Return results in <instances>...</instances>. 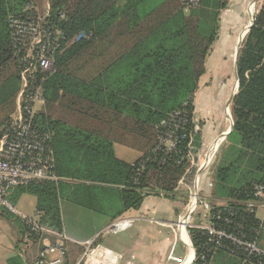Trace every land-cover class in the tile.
I'll use <instances>...</instances> for the list:
<instances>
[{
  "label": "trees",
  "instance_id": "obj_1",
  "mask_svg": "<svg viewBox=\"0 0 264 264\" xmlns=\"http://www.w3.org/2000/svg\"><path fill=\"white\" fill-rule=\"evenodd\" d=\"M45 2L47 10L44 0H0V127L9 122L20 88V57L9 20L38 18L54 38L53 72L36 74L43 105L34 124L49 138L56 177L112 188L121 204L118 215L137 210L150 196L187 198L194 187L201 146L194 131L192 98L226 1L201 0L191 10H184L180 0ZM81 33L87 39L76 41ZM236 75L238 91L230 107L233 130L226 138V154L214 172L210 194L225 204L211 207L209 217L216 229L263 249L264 219L258 220L246 208L257 201L255 186L264 185V0L242 41ZM176 111L183 113L184 120L176 135L185 139L167 152L158 145V125ZM114 144L141 157L133 164L119 161ZM189 153L193 164L187 159ZM60 186L38 182L15 189L13 198L26 194L35 198L37 222L28 223L0 208V218L18 231V244L26 239L42 247L44 239L54 242L62 234ZM13 198L8 196V202L13 203ZM188 233L195 253L192 264L225 257L229 264L263 262L247 257L228 241L215 247L203 231ZM63 243V264H76L83 248ZM17 247L6 264H25Z\"/></svg>",
  "mask_w": 264,
  "mask_h": 264
},
{
  "label": "crops",
  "instance_id": "obj_2",
  "mask_svg": "<svg viewBox=\"0 0 264 264\" xmlns=\"http://www.w3.org/2000/svg\"><path fill=\"white\" fill-rule=\"evenodd\" d=\"M225 1L226 6L220 11L218 17V30L216 38L205 59L204 73L199 78L197 90L193 94L192 106L193 113L195 114L197 110V98L203 95L206 89L211 87L214 78H218L217 80H219L221 84L220 89L223 91L225 102L223 116L222 112L220 113L221 117H224L221 125L222 127L225 125L224 121H227V125L225 127L226 129L224 128L225 130H221L219 132L212 123L210 126L202 125L200 127L198 133L200 136L201 149L199 150L202 151L212 149L213 146L217 148L218 144L214 145L217 142V139L221 138V136L229 130L230 122L227 118H229L230 106L227 107V103L232 98L231 96L235 94L234 92L238 87V81L236 80V65L239 50L242 41L247 34L246 28L252 17L249 14L250 9L251 7L253 8V6L259 8L262 0ZM43 8L44 10H47L48 5L46 2H44ZM184 13L187 14L186 11H184ZM229 81H232V83ZM230 84L231 86H229ZM211 111L212 109H206L207 118H209ZM211 133L216 135L211 137ZM217 135H219V137ZM226 138L223 139L225 141L224 145H227ZM112 149L115 158L126 164H133L141 157L139 152L126 146L114 144ZM200 156L201 155H199L198 151L196 157L198 165L205 161V157L202 160L200 159ZM212 156L214 157L213 153H211V158ZM214 161H216V156L213 158V162ZM58 183L61 185L58 190L60 219L62 224L61 236L64 237L66 241L83 248L84 244L98 237V235L101 232H104L112 223L120 220H128L131 222L130 227L124 231H120V233L130 230V238H127L126 240L121 239L119 244H115V246L112 247L113 250L120 252L121 257L119 258V261H121L122 264H128L130 261L129 259H124V256L129 255V258H133L131 263L168 264L170 263L168 261L169 255L167 253L168 241L164 238L168 228L172 227L177 230V237L185 246V254L181 258H177L176 261L182 259V262H179L180 264H189L190 262H193L194 249L192 244L183 229L179 231L180 218L182 217L183 212L186 211L185 208L187 207L181 205V195H174L172 199L152 196L146 197L137 210H130L118 215L121 209V204L119 203L118 195L112 188H92L87 187L89 185L72 183L71 181L60 178H58V181L55 184ZM201 190L206 192V195L211 194L212 182L210 181L209 173H206L205 181ZM14 191L9 195L10 198L14 197ZM22 196L23 195L13 198L14 201L10 204L18 206L22 209ZM223 205L224 204H221V206ZM33 207L35 215L34 219L28 218L25 213H22L24 211H17L15 207H13L14 210L10 212L17 217L31 222H37L38 214L35 210L34 201ZM258 211L256 212V218L262 221L264 219V212L261 210L262 215L258 216ZM0 222V264H6L7 260L15 255L16 246H18L17 250L23 258L25 264H34L43 245L51 241V239H44L42 241V247H40V243L32 244L27 242L26 239L23 240V243L25 242L26 245L22 242L21 244H18L20 241L18 231L4 219L0 218ZM105 235H107L106 232L104 233V236ZM53 236L55 237V235ZM188 241L191 247L192 258L188 262H185L187 252L189 251ZM260 245L263 248L261 250L264 251V233L262 235V239L260 240ZM151 249H153V251H151ZM118 254L119 253H117V255Z\"/></svg>",
  "mask_w": 264,
  "mask_h": 264
},
{
  "label": "built area",
  "instance_id": "obj_3",
  "mask_svg": "<svg viewBox=\"0 0 264 264\" xmlns=\"http://www.w3.org/2000/svg\"><path fill=\"white\" fill-rule=\"evenodd\" d=\"M180 1L184 10H191L198 8L201 0ZM30 9L28 8L27 11ZM9 29L15 52L20 57V88L15 100V110L9 122L0 127V207L13 211V207L8 202V196L16 188L38 182L56 183L58 178L54 173V155L49 145V138L37 130L34 124L35 115L43 105L42 89L36 84V74L53 72L54 38L52 32L42 26L41 20L34 17L11 18ZM82 38L87 39V36L81 33L76 37V40ZM182 114L181 111L173 112L158 125L160 130L158 145L167 152L174 150L176 145L185 139L184 135L181 137L176 135L178 130L183 129ZM187 159L191 164L194 163V158L190 153L187 155ZM207 159L208 157L199 164L200 173L206 169ZM141 169L142 167H140ZM198 178L199 176L195 177L193 189L188 190L190 200L184 214L187 221L196 204ZM192 192L193 196H191ZM254 196L257 201L249 202L246 209L256 217L258 209L264 212V185L255 186ZM194 201L195 204H193ZM26 221L34 223L29 220ZM207 223L202 226H192V229L205 232L214 242L215 247L221 248L222 242L228 241L247 257L261 258L263 262L259 264H264V251L255 242H247L224 230L216 229L210 222L209 216ZM130 224L131 222L128 220H120L108 226L105 232L124 231L130 227ZM42 232L45 234L44 231ZM46 233L52 234L50 231H46ZM64 240V237L60 235L54 242L44 244L34 264H63Z\"/></svg>",
  "mask_w": 264,
  "mask_h": 264
},
{
  "label": "rangeland",
  "instance_id": "obj_4",
  "mask_svg": "<svg viewBox=\"0 0 264 264\" xmlns=\"http://www.w3.org/2000/svg\"><path fill=\"white\" fill-rule=\"evenodd\" d=\"M44 2H45V0H44ZM257 9H258L257 7H254V6H253V8L251 7L249 14L251 16H254ZM217 79L218 78H214L211 87L206 89V91H204L203 95L198 97L196 100L197 101V103H196L197 110H196L195 114L193 113V122H194V126H195V129H194L195 132L196 131L198 132L202 125H207V126L209 125L210 126L211 123L213 125H215V128L217 129L218 132L226 129L225 127L227 125V123H226L227 121L226 122L224 121L225 125L223 127L221 125V123H223L224 117H221L220 113L222 112V116H223V109L225 106V102H224V97H223V91H222V89H220L221 84H220L219 80H217ZM229 82L232 83V81H229ZM229 86H231V84ZM237 91H238V87L234 93L236 94ZM235 94H234V96H235ZM36 105H38V104H36ZM229 106L231 107V104ZM230 107H229V118H227L229 122H230V120H232L231 113H230ZM206 109H212L209 118L206 117ZM227 114H226V117H227ZM210 135H211V137H214L216 134L214 135L211 133ZM219 135H217V136L219 137ZM216 143L218 144L217 148L213 146L214 148L212 147V149H207L206 151L205 150L204 151L199 150V155H201L200 159L203 160L204 157L205 158L208 157V159H207L208 161L206 162L207 166H206V169L203 170L199 175L198 183H197L198 191H197V195L195 196L196 204L194 201L193 204H195V206L193 207V210L191 212V215H190L188 221H187V217L184 215L186 213V211L183 212V215L180 218L179 231L181 229H183L184 233L187 234L189 240H190V236H189L188 232L192 229V226H202V225L208 224L207 223V217L209 216L208 214L210 212L211 207H219V206H221V204H225V202H223V201H220V202L214 201L210 195H206V192L201 190L203 187V183L205 181L206 173L210 174V181L212 182V186H213V184H214V172L218 168L223 154L224 155L226 154V152H224V150H223V148L226 146V145H224L225 141L223 139L220 140V138H218ZM214 145H216V144H214ZM211 153H213V155H214V157L212 156V158H211ZM209 154H210V157H209ZM215 156H216V161L213 162V158H215ZM210 158H211V161H210ZM186 195H187V198L186 197L180 198V199H182L181 205L182 206L184 205L185 207L187 206V204L189 203V200H190L189 192H187ZM191 196H193V192L191 193ZM33 201L35 203V198L31 195L26 194V195H23L21 197V207L23 210L21 208H19L18 206H13V205L12 206L15 207V209H17V211H20V212L24 211L22 213H25V215L28 218L34 219L35 215H34ZM190 209H191V207L189 208V210ZM185 210H186V208H185ZM257 215L261 216L262 211L259 210ZM0 224H1V222H0ZM174 229L172 227L168 228V230L165 234V238H164V239H167V241H168L167 253L169 255L168 261L170 262L168 264H180L179 262H182V259L177 260V261H176V259L181 258L185 254V246L178 239L177 230L176 229L174 230ZM129 232H130V230L126 231V232H121V233L118 232L116 234L106 233L107 235H105V236H104L105 231L101 232L98 235V237H96L95 239L91 240L90 242H87L86 244H84L82 258L80 259L79 264H122V262L119 261V258L121 257L120 252L113 250L112 247L115 246V244H119L121 239L126 240L127 238H130L131 232L130 233ZM98 241H99V243H98ZM190 242H191V240H190ZM23 244L26 245L25 242ZM192 247H193V245H192ZM188 248H189V251L187 252V257H186L187 262L192 258L191 247H190L189 241H188ZM127 251H129V250H127ZM151 251H153V249H151ZM117 253H119V254L117 255ZM160 255H163V254H160ZM129 257H130L129 255L124 256V259H129L130 262L128 264H138L135 262L131 263L133 261V258H129ZM226 259L227 258L225 257V259L217 260V262H215V260L212 259V260H210L209 264H229L228 263L229 260L228 259L226 260ZM192 263L193 262H190L189 264H192Z\"/></svg>",
  "mask_w": 264,
  "mask_h": 264
},
{
  "label": "water",
  "instance_id": "obj_5",
  "mask_svg": "<svg viewBox=\"0 0 264 264\" xmlns=\"http://www.w3.org/2000/svg\"><path fill=\"white\" fill-rule=\"evenodd\" d=\"M253 23H254V16L251 17L250 23H249V25H248L247 28H246V32L249 31V29L252 27ZM236 80H237V78H236ZM233 96H234V95H233ZM233 96H232V98H233ZM232 98H231V99L229 100V102L227 103V107L229 106V104H230ZM232 130H233V122H232V120H230V127H229L228 132H226L225 134H223V135L221 136L220 139H221V140H222V139H225V138L228 136V134H229ZM199 174H200V170L197 171L196 176L198 177Z\"/></svg>",
  "mask_w": 264,
  "mask_h": 264
},
{
  "label": "bare ground",
  "instance_id": "obj_6",
  "mask_svg": "<svg viewBox=\"0 0 264 264\" xmlns=\"http://www.w3.org/2000/svg\"><path fill=\"white\" fill-rule=\"evenodd\" d=\"M215 144H217V143H215ZM185 239H186V237H185ZM188 259V258H187ZM187 262V261H186Z\"/></svg>",
  "mask_w": 264,
  "mask_h": 264
}]
</instances>
